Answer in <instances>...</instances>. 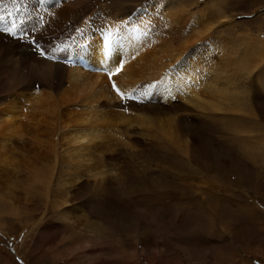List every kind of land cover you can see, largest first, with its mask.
Segmentation results:
<instances>
[{
  "label": "rangeland",
  "instance_id": "rangeland-1",
  "mask_svg": "<svg viewBox=\"0 0 264 264\" xmlns=\"http://www.w3.org/2000/svg\"><path fill=\"white\" fill-rule=\"evenodd\" d=\"M73 2L78 4L75 3L72 12L77 16L83 13L85 18L70 29H61L59 36H39L41 41L36 38L24 41L38 53L30 65L32 69L42 67L44 60L53 61L48 52L60 57L55 59L60 66L75 65L72 59L74 54H79L73 49L76 33L81 22L95 14L115 15L119 19L116 22H122L129 21L142 10H146V17L148 14H155V17L161 14L158 12L160 6L166 14L168 4L169 7L184 6L191 15L197 13L199 5H207L208 16L197 24L191 21L188 25H179L174 20L171 28H178L171 33L174 38L166 40V45L161 42L164 38L161 35L158 40L142 41L145 53L140 61L143 63L135 61L134 68L128 70L139 81L149 80V75L153 74L150 80L153 81L161 78V73L153 72L156 58H168L164 63L167 67L171 65L177 46L180 52L184 45L193 46L189 54L201 52L194 63L201 80L195 92L197 99L189 102L177 95L158 111L160 122L167 121L171 116L169 112L185 117L188 127L194 128L188 139L193 152L185 155L186 150L182 151L184 139L179 135L180 140L174 135L161 136L160 129L157 130L161 125L138 124L137 118L142 117L135 114L136 111L129 112L124 97L118 103L125 104L126 109L120 106L121 110L127 113L134 127L123 124L118 110L102 104L104 99L96 105L109 114L111 124L118 125L119 130L129 136L133 146V149L107 148L110 154L104 159V169L110 174L109 186L104 190L97 189L94 178L72 188L77 175H85L84 179L87 170L99 167L98 153L95 162H83L82 168L77 166L68 173L60 174L66 166L60 160L50 188L46 184L50 178H43L42 174L39 178L42 183H33L31 176L35 169L37 172L42 168L50 170L56 161L51 151L42 153L44 149L37 147V140L50 143L56 139L63 143L59 133L54 137L40 130L18 141L15 151L0 148V170L7 167L10 170L3 171L9 176H0V196L5 197V205H12L9 209L13 213L2 217L0 264H264V48L261 47L264 46V0ZM17 3L22 7L28 4ZM150 5L157 10H150ZM14 6L19 7L12 2L11 7H6L9 13ZM11 19L17 33H26L20 16ZM164 22L165 26L170 25L167 18ZM156 28L157 23L149 27L151 31ZM7 35L8 41L13 35L26 37L24 34ZM181 58H176L171 67ZM136 66L143 70L136 72ZM39 92H48L52 97L44 96L45 107L27 105L34 108L36 117L41 118L44 113L45 119L56 110L64 120L68 119L66 109H57L66 104L64 100L57 105L61 92L35 91ZM163 100L161 106L165 105ZM197 103H201L200 108ZM87 105L86 99L83 104L81 101L73 118L75 122L86 112ZM97 125L101 126V122ZM166 125L169 126V122ZM88 126L78 122L75 130L63 132L67 137ZM183 127L187 128L185 124ZM29 131V128L25 130L28 134ZM104 148L101 146L100 150ZM160 151L164 156L158 169L154 157H159ZM144 159H148V165ZM217 165L221 166V171L215 173L219 170ZM164 170L169 172L167 176ZM156 178L162 188L143 190V185ZM59 191L69 195L57 193ZM9 192L11 195L6 196ZM63 214L68 216L63 217Z\"/></svg>",
  "mask_w": 264,
  "mask_h": 264
},
{
  "label": "bare ground",
  "instance_id": "bare-ground-1",
  "mask_svg": "<svg viewBox=\"0 0 264 264\" xmlns=\"http://www.w3.org/2000/svg\"><path fill=\"white\" fill-rule=\"evenodd\" d=\"M20 1L28 4L22 7L19 3H15L13 5L17 4L19 7L14 6L10 10V13L6 9V7H11V2L9 0L3 1V6L0 7V29H8V31H0V148H3V150L7 148L14 150L18 141L40 130H46L48 135L54 134V137L59 133L63 136V141L65 142L62 143L59 140L53 139L50 143H44L39 139L37 140L39 146H35L44 149V152H42L43 154H49V151H51L56 157V161L55 165L50 170L48 169L46 171L42 168L41 172H37L38 170L35 169L36 172L31 176L34 184L42 183V180L40 181L39 178L43 176V178H50L49 182L46 183L50 188L53 184L55 172L59 169L60 160L63 165H66L63 167L60 174L63 172L68 173L72 171L73 168H77V166L79 169L82 168L81 164L83 162H95L97 160L96 153H98L99 167L96 168L98 170H87L86 174L88 173V175H86L84 179L82 178L85 175H77L73 181L72 188H77L80 186V183L87 182L90 178L96 179L95 184L98 190H104L109 186L107 179L109 178L108 174H110V172L104 169L106 165L104 164V159L107 154H110L107 148L113 150L119 148L133 149V146L130 144L131 140L129 136H127L125 132L119 130L120 128L118 125L111 124L109 121V114L103 113L102 107H96L103 99L105 102H102V104H104L106 108L118 110L116 111L119 116L118 118L123 124H128V127H134L133 123L127 119V113L121 110V107L122 109H126L125 104L122 103L121 106V104L118 103V101L121 102L122 97H124L123 99H127L129 112L133 113L136 111L135 114L142 117L137 118L138 124H154L155 127L161 125L157 129H160L161 136L162 134L174 135L178 139L180 136V139H184L182 151L185 153L186 150L185 155L188 156L190 151L193 152V150L189 148L190 144L188 139L189 134L194 132V128L188 127L187 123L184 121L186 120L185 117L169 112L171 116L167 121L160 122L159 119H161V116L158 111L160 107H165L166 103L170 104L171 100L177 95H182L183 100H190L189 102H192L193 99H197L198 96L195 92H197L198 84L201 83V80L198 73L199 69L194 66V63L196 59L201 56V52L194 51L189 54L190 51L193 50L191 49L193 46L189 45H184L182 47L183 52H180L179 46H177L176 50L173 52L175 56L172 61H170L171 65L176 58H182L179 63L173 67H171V65L167 67L166 65L164 66L168 58H156L157 65L153 72L156 74L161 73V75H159L161 78L159 77L160 79L157 80H155V78L153 81H150L153 77V74H151L149 75V80L141 79V77L140 79L143 81L141 83V80L139 81V79L128 70L131 69L132 66L134 68L132 64L133 62L136 64L135 61H139V64L143 63V61H140L143 59L142 55L144 52L142 41L145 39H147L148 42L158 40L159 35H161L164 37L161 42L165 44L166 40L170 39L169 37L174 38V35H171V33L178 28H171L174 20H176L179 25L182 23L188 25L191 21L197 24L198 21H202L203 18L208 16L206 4L199 5V10L197 13L192 14L193 17L186 8H183L184 6L181 7L176 5L175 7H169V4L166 7L169 12L166 14H163L164 7L160 6L158 12L161 14L155 17V14H148L146 17V10H142L143 12H138V14H135L129 21L125 20L122 22H116L118 18L115 15L103 13L99 16L95 14L94 16H90V18L84 19L83 22H81L82 26L80 25V29L76 33V38L73 43L75 46L73 49L75 53L79 54H74V59H72L75 61L73 63L75 65L69 67L60 66V64L55 63V59H60V57L48 52L47 54L50 55L53 61L47 62L44 60V65L34 70L30 65L35 62L34 58H37L36 54L38 53H34V48L32 49L29 42L25 44L26 42L24 43V41L32 40L28 38H36L41 41L39 36H59L61 34V29L64 27L67 29L72 28L73 25L85 18L86 15L81 13L77 16L72 12V8L75 3H77H72V0H17V2ZM149 7L150 10L154 9L151 5ZM106 10L110 11V8L106 7ZM156 10L157 8L153 11ZM14 16H20L21 23L24 26L23 29L26 33H17V28L14 29L12 27L13 22L11 17ZM159 18L161 19L157 22ZM166 18L170 23L169 26L167 24L165 26L164 21ZM155 23H157V28L151 31L149 27L151 25L155 26ZM138 25L139 27H137ZM103 29L105 30L103 31ZM157 30L160 32L159 34L155 33ZM13 33L24 34L26 37L22 35H13L12 40L14 41H8L7 38H9V36L7 34ZM169 41H167V43ZM76 47H78V50L75 49ZM261 47L264 48V46ZM11 63L12 65H10ZM138 67L136 72L143 70ZM63 74H65V76H63ZM112 75H115V78H112ZM109 79L111 83L123 93V96L119 95L113 86L109 87ZM36 89L61 92V100L57 105L64 100L66 104H61L57 109L60 107L66 109L69 116L68 119L64 120L63 116L56 110H52L51 116L45 119L44 113L41 118L36 117L34 108H32V106L29 108L27 105L45 107L44 96L52 97L48 92L35 93V91H37ZM85 99L88 101L86 112L82 113L79 120L75 122L73 118L76 117V112L80 108L81 101L83 104ZM149 99V106H146L145 103ZM162 100L164 101L162 103H165L164 106L160 105ZM200 104L201 103H197L196 106L200 108ZM73 105H75V107H73ZM144 111L145 114L143 113ZM78 122L83 124L87 123L89 126L79 132L71 133L69 136L66 135L67 137H65L63 131L66 130V133H68L75 130L76 123ZM99 122H101V126L97 125ZM167 122H169V126L166 125ZM183 124H185L187 128L183 127ZM27 128L30 130L29 134L25 132ZM123 129H125V127H123ZM53 130H55V133L51 132ZM129 135L131 136V134ZM101 146H105L106 148L100 150ZM132 154L133 152L131 155ZM2 155H4V153H2ZM158 156L159 157L154 158L156 159V167L158 166L157 168L159 169V167H161V162H163L161 159L164 153L160 151ZM147 160L144 159L146 165H148ZM5 161L6 160H3V162ZM149 164H151V162ZM66 167H68V170H65ZM217 167L219 170L215 173L221 171V166L217 165ZM7 168H3V171L8 173L10 170ZM3 171L0 170V176H9ZM145 172L146 171L143 173ZM164 172L165 176L169 173L165 170ZM218 176L219 175H216V177ZM80 179L82 180L80 181ZM158 181L157 178L149 181L146 185H143V190L145 188V190L150 188L152 190H159L162 188V185H160ZM57 193L63 194L64 196L69 195L68 192L64 191H59ZM10 195V192L6 194V196ZM4 202L7 203L5 197L0 196L1 227H4L2 217L13 215L11 209H9L12 205H5ZM63 203L66 204L67 202L63 201ZM67 216L68 215L63 214V217Z\"/></svg>",
  "mask_w": 264,
  "mask_h": 264
},
{
  "label": "snow or ice",
  "instance_id": "snow-or-ice-1",
  "mask_svg": "<svg viewBox=\"0 0 264 264\" xmlns=\"http://www.w3.org/2000/svg\"><path fill=\"white\" fill-rule=\"evenodd\" d=\"M11 2H12L13 4H15V3H17V0H11ZM2 6H3V0H0V7H2ZM12 27L14 28V27H15V24H13ZM0 31H8V29H0ZM113 87L116 89V91H117V93H118L119 95L123 96V93H121L120 90H119L118 88H116L115 85H113Z\"/></svg>",
  "mask_w": 264,
  "mask_h": 264
}]
</instances>
